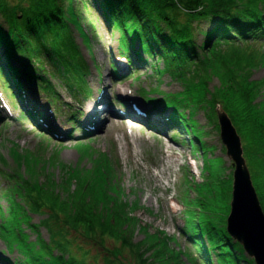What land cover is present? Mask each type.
I'll use <instances>...</instances> for the list:
<instances>
[{
    "label": "rangeland",
    "instance_id": "obj_1",
    "mask_svg": "<svg viewBox=\"0 0 264 264\" xmlns=\"http://www.w3.org/2000/svg\"><path fill=\"white\" fill-rule=\"evenodd\" d=\"M26 1L18 0V3L26 5ZM213 1L224 3L222 5L229 3L264 8V0ZM66 4L63 15L74 31L79 58L87 62L86 72L90 74L85 80L91 93L70 92L54 68L47 65L46 73L59 99L53 104L37 83H26L25 76L30 64L20 57L16 59L15 64L21 68L22 75L21 89L16 90L18 100L0 94V235L5 240L0 239V264H13L22 255L26 260L18 264H70L63 258H39L38 253L26 245L29 234L31 241L36 239L29 226L40 221L43 226L41 236L49 241L47 230L50 231V235L55 236L52 238L61 244V251L64 250L73 261L78 264H101L96 250L105 247L101 246L102 240L96 230L83 232L72 223H65V214L60 207L52 212L35 206L36 197L32 200L26 196L29 182H37L48 172H51V176H61L63 164L92 167L97 158H110L114 164H118L119 173L74 172L73 179L101 185L103 192L96 199L102 205L139 202L141 209L136 205L125 206L124 214H138L141 225L130 220L122 226L131 234L136 232L137 241L147 238L143 245L144 249L148 248L145 257H149L152 264H199L194 255L196 252L183 230L187 219L197 218L194 212L197 214L198 208H201L199 196L200 183L205 179L202 173L204 161L206 172H213L216 179L231 177V182H228L231 192L234 169L226 156L220 129L214 128L213 122L208 120L211 108L220 105L233 118L242 137L244 156L255 186L256 172H264V146L245 141L242 127L237 124L227 100L230 93L225 95L232 91V86L222 84L220 60L237 66L233 87L248 93L246 105L251 121L264 125V47L259 44L227 47L217 54L215 62H207L203 69L167 70L161 73L164 76L160 78L158 75L161 74L156 73L155 67L163 66L162 61L152 62L143 53L142 60L133 64L118 59L123 55L120 33L101 20L99 14L83 0H68ZM173 10L176 13L184 11H180L182 15L178 17V21L184 23L185 10L177 6ZM113 66L119 67V77L113 74ZM142 87L149 92L156 87L167 93L181 91L179 96L184 100L185 108L191 111L192 119L199 123L198 134L200 130L204 131L201 135L204 141L202 146H197L200 144L198 141L196 145L192 142V146L188 138L193 135L184 130L167 131L169 125L161 116L163 108L148 103L146 100L150 95L140 96ZM2 90L0 83V93ZM153 92L156 93V90ZM101 95L109 97L110 109L114 111V114L101 111L104 106L99 102L95 105L100 114H104L99 120L106 119L104 124L107 125L102 130L94 120H90L92 112L87 111L88 105L94 104ZM128 97L135 101L137 108L147 113H144L147 119L143 118V123L148 127L154 126L163 134H153L141 125L132 124L131 118H128L130 115L115 118L117 110L121 109L120 101L127 104L131 101ZM151 97L157 101L163 99L160 95ZM130 110L133 115L142 116L136 114L133 108ZM21 111L31 112L30 119L24 120ZM72 114L76 116V125L70 120ZM48 116H51V120H48ZM212 116L215 117L213 112ZM44 117L48 119L44 120ZM55 118L60 119L62 124ZM64 120L67 122L64 123ZM87 124L90 128L93 126L90 133L84 132ZM56 191L66 193L64 186L56 187ZM62 199L60 197L59 200L62 202ZM77 201L78 197L73 198L71 207ZM162 232L171 238L157 235ZM117 243L113 240L106 244L109 248L108 258L131 264V255L121 251ZM198 258L204 262L202 257ZM206 259L208 264H219L214 253Z\"/></svg>",
    "mask_w": 264,
    "mask_h": 264
},
{
    "label": "trees",
    "instance_id": "obj_2",
    "mask_svg": "<svg viewBox=\"0 0 264 264\" xmlns=\"http://www.w3.org/2000/svg\"><path fill=\"white\" fill-rule=\"evenodd\" d=\"M67 1L27 0L24 5V3L19 4L18 0H0V79L5 89L13 93L11 94L13 97L17 96L16 90L21 89L22 86L21 68L15 64L18 57L30 64L28 74L26 73L25 76L26 83L29 85L37 83L43 93L55 102L58 101V97L54 86L46 76L47 65L52 66L60 75V80L70 92H81L85 95L91 93L85 80L88 76L85 66L87 63L84 58H79L74 31L63 15ZM83 1L99 14L101 20L120 33V48L130 63L142 60V52L152 60L162 61L163 68L157 67L159 74L167 70L180 72L186 68L203 69L207 62L212 60L215 62L217 54L227 47L264 44L263 7L229 3L222 5L224 3L213 0L207 3L205 0ZM176 6L185 10L184 23L178 21V17H181V12L184 11L179 10L176 13L173 10ZM220 61L222 84L232 86V91L226 92L225 95L230 93L227 100L233 109L237 124L242 127L241 132L245 141L259 147L264 146V125L251 121L246 105L248 93L233 87L237 66L224 59ZM114 72L118 77L120 76L115 67ZM155 90L163 94L158 87ZM180 92L166 94L161 101L152 100L151 104L162 107L165 111L171 110L167 117L170 130H184L193 135L191 142L193 140L202 142L201 135L204 131L200 130L198 134L199 123L196 119H192L191 111L185 108L184 100L179 96ZM216 107L208 112V120L218 129ZM212 112L215 117L212 116ZM71 118L72 121L77 122L73 114ZM231 119L233 120L232 117ZM88 138L90 139V136ZM96 160V164L92 167L63 164L61 176L55 174L51 176V172H48L37 182H29L26 196L32 200L36 197L35 206L44 207L52 212L60 207L65 214V223H72L83 232L96 230L102 240L101 246L105 247L96 250L101 264H127L108 258L109 248L106 244L113 240L118 241L121 251L131 255V264H152L149 257H145L148 248H143L147 238L137 241L136 232L131 234L122 226L130 220L137 221L141 225L138 214L135 216L124 214L125 206L136 205L141 209L139 202L124 201L119 205L108 203L105 206L96 199L98 194L103 192L101 185L84 180L74 181L75 178L73 179L72 176L74 172L104 174L118 172V164H114L110 158ZM202 173L205 180L200 185V196L203 199L199 196L201 208H198L197 214L194 212L197 218L187 220L185 232L188 241L206 263L208 262L206 257L209 258L211 253H214L219 264H255L254 260L247 256L244 248L227 232L226 222L231 199L228 182H231L229 180L231 177L228 176L229 178L221 181L213 176V172H206V168ZM58 186H64L66 193L57 192ZM122 188L124 189L123 184ZM256 189L264 209V172H256ZM60 197L63 198L62 202L59 200ZM75 197H78L79 201L74 202L71 207V200ZM39 225L42 226V222L32 223L29 226L37 238L31 241L28 236L26 245L32 247L39 258H63L65 262L78 264L67 256L64 250L61 251V244L52 238L55 237L54 235H50V243L46 242L41 236ZM48 232L50 234V231ZM157 235L171 238L164 232ZM56 251L58 255H55ZM25 260V256L22 255V258L14 261L13 264Z\"/></svg>",
    "mask_w": 264,
    "mask_h": 264
},
{
    "label": "water",
    "instance_id": "obj_3",
    "mask_svg": "<svg viewBox=\"0 0 264 264\" xmlns=\"http://www.w3.org/2000/svg\"><path fill=\"white\" fill-rule=\"evenodd\" d=\"M217 114L227 156L235 166L227 230L256 264H264V211L244 157L242 138L222 107Z\"/></svg>",
    "mask_w": 264,
    "mask_h": 264
},
{
    "label": "bare ground",
    "instance_id": "obj_4",
    "mask_svg": "<svg viewBox=\"0 0 264 264\" xmlns=\"http://www.w3.org/2000/svg\"><path fill=\"white\" fill-rule=\"evenodd\" d=\"M100 97L101 98H98L97 99L98 101L96 100V102H94V104H89L88 105L87 111H91L92 112V116H91L92 118L90 120L91 121L94 120L96 122V124H98V127L101 128V130H102V128H104L107 125V123L104 124L106 119H100L99 120V117L103 116L104 114L101 115L100 111L95 108V105L97 104V102H99L101 105L104 106L101 109V111L104 110L105 112L113 113V114H114V111L112 109H110L111 106L109 104V97L105 96V95H103V96L101 95ZM130 122H131V120H130Z\"/></svg>",
    "mask_w": 264,
    "mask_h": 264
}]
</instances>
